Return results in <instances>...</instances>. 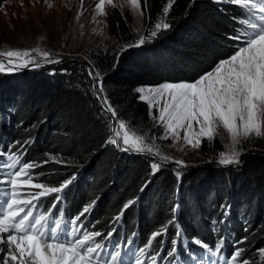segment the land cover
I'll return each mask as SVG.
<instances>
[{
  "label": "trees",
  "instance_id": "trees-1",
  "mask_svg": "<svg viewBox=\"0 0 264 264\" xmlns=\"http://www.w3.org/2000/svg\"><path fill=\"white\" fill-rule=\"evenodd\" d=\"M7 1L0 0V9ZM166 4L167 0L147 3L144 23L148 31ZM241 15L240 8L228 0H176L167 18L172 28L150 43L123 51L117 62L121 47L134 43L138 36L131 14L112 9L108 31L114 37L113 46L91 58L93 67L103 76L105 92L119 118L130 122L136 130L151 128L150 136L161 137L162 128L153 126L147 103L140 101L134 90L165 82H191L212 70L219 60L234 52V42L228 36L238 28L232 17ZM91 64L63 59L58 64L27 69L13 81H6L0 97V149L8 151L15 141L23 144L31 139L33 143L27 147L24 161L39 162L46 159L45 153H50L66 162L84 163L82 167L48 163L35 171L45 173L39 177L41 181L54 184L79 175L80 179L68 187L69 199L63 193L65 216L74 217L80 202L96 197V212L93 214L92 209L90 215L82 218L84 223L94 224L92 230L105 235L114 228L113 239L131 237L139 249L146 245L153 231L170 219L179 184L170 170L152 175L148 157L104 146L110 133L107 118L100 115V105L89 90L92 81L86 69ZM53 71L56 75H50ZM19 147L14 146L11 151L17 152ZM243 161L228 175L214 164H206L191 172L181 187L178 227L189 241L186 247L198 258L203 250L191 243L193 237L210 246L222 238V252L227 257L234 242L246 236L247 242L239 247L245 248L244 255L255 263L257 249L264 248V153L247 154ZM128 200L135 203L113 224L112 218ZM51 201L52 197L48 198L45 207ZM217 223L222 236L213 229ZM176 230L170 227V239L163 238L158 246L154 242L152 250L171 264L174 258L166 253ZM184 247L177 245V259L191 264Z\"/></svg>",
  "mask_w": 264,
  "mask_h": 264
},
{
  "label": "snow or ice",
  "instance_id": "snow-or-ice-1",
  "mask_svg": "<svg viewBox=\"0 0 264 264\" xmlns=\"http://www.w3.org/2000/svg\"><path fill=\"white\" fill-rule=\"evenodd\" d=\"M175 2L167 0L162 15L147 35L140 34L134 43L121 47L116 55L117 62L123 51L150 43L172 28L167 18ZM191 2L195 3V0ZM213 2L224 3L225 0ZM228 2L239 7L242 13L240 17H232L238 28L228 36L235 48L229 57L219 60L212 70L194 81L165 82L156 86H141L134 91L139 94L140 101L147 103L149 116L156 122L154 127L163 129L160 139H172L174 143L183 139L185 145L193 149H199L202 143L212 144L219 140L225 150L218 152L217 165L238 167L244 163L241 157L245 154L246 144L253 138H264V0ZM125 4L133 12L141 15L146 12L147 0H120L119 3L116 0H96L94 10L97 16H106L109 15L106 5L122 10ZM81 15L82 12L78 11L76 19ZM0 57L6 58L0 59V73L61 63L55 54L38 47L0 51ZM86 71L92 81L89 90L101 108L100 115L107 118L110 135L104 146L111 145L121 152L150 158L152 175L168 163H175L180 168L189 167L185 161L164 154L156 143V137L138 133L130 122L119 118L117 109L105 92L101 72L94 67ZM50 75H56L55 71ZM225 133L230 139L229 144H223ZM32 143L31 139L23 144L15 141L9 145L7 152L0 149V264H125L124 255L133 241L113 244L114 228L105 235L99 230H92L94 224L85 226L82 218L91 214L95 200L74 217L65 219L64 212L57 205L63 202V193L76 180V175L58 184L41 181L39 177L45 173L35 169L48 163L68 164L50 153H45L46 159L39 162L24 161L23 156ZM16 145L20 147L17 152H12V147ZM176 175L180 178L182 173L177 171ZM49 197L52 201L45 208ZM134 203L135 200H128L112 218V223L119 222ZM170 227L177 230L167 257L177 258V245L183 244L191 264H251L250 258L244 255L246 249L239 247L247 242L246 236L234 242L233 251L227 257L222 252L225 243L222 238L210 246L193 237L191 243L203 250L198 258L186 247L189 241L184 238L175 218L150 234L146 245L134 252L131 264H159L164 257L159 252L150 256L148 253L153 250L154 242L157 246L163 242ZM257 254L256 264H264V248L257 249Z\"/></svg>",
  "mask_w": 264,
  "mask_h": 264
},
{
  "label": "rangeland",
  "instance_id": "rangeland-1",
  "mask_svg": "<svg viewBox=\"0 0 264 264\" xmlns=\"http://www.w3.org/2000/svg\"><path fill=\"white\" fill-rule=\"evenodd\" d=\"M149 1L151 0H147V3ZM116 2L119 3L120 0H116ZM95 3L96 0H83V6L81 7V0H8L0 9V51H7L10 49H32L38 47L41 50L52 52L59 60H81L93 64L94 61L91 57H93L94 54L108 52V49L113 46L114 38L108 31V15L97 16L94 10ZM49 4L52 6L48 7ZM112 9L111 6L106 5V11L108 13ZM78 11L82 12V15L79 19H76ZM121 11L131 14L137 36L140 34L147 35L148 29L145 27L144 15H141L139 12H133L126 4ZM0 59L6 58L0 57ZM92 64L91 66L93 67L94 64ZM27 69L34 68L30 67ZM20 72L22 71L0 73V97L3 94L6 81H13L21 74ZM162 104L163 102H161V106ZM151 122L153 126L156 123L152 118ZM150 129L151 128L142 127L139 128L137 132L140 134H148L150 133ZM183 135L184 133L181 132V137H183ZM148 136L150 138L153 137L149 134ZM156 138V143L160 145L164 154L174 157L175 159L183 160L189 165L187 168H180L175 163H168L163 165L161 170L157 172L160 173L170 170L179 184L176 190L177 198L174 202L175 208L169 219L175 218L178 225L181 213V187L186 184V180L191 172L206 164H214L217 168L222 169L225 175H228L231 170L238 169L240 166L223 167L217 165L216 157L218 152L225 150L219 140L214 141L212 144L202 143L199 149H193L185 145L183 139L178 143H174L172 139L162 140L160 137ZM229 143L230 139L225 133L223 144ZM255 152L264 153V138H253L250 143H247L245 154L241 159L243 160L245 155ZM124 153L132 156H143L128 152ZM67 164L80 167L84 166V163L72 161H68ZM177 171L182 173L180 178H177ZM78 179H80L79 175L76 176L74 182ZM203 184H206V182L203 181ZM64 196L69 199V188L64 191ZM94 200L96 201L95 205H98L99 199L96 197H93L92 200L88 202H86L87 199L80 202V208L76 210V213H79L84 206L90 204ZM228 208L229 206H227V209ZM227 209L226 212H228ZM95 212L96 208L94 207L93 214ZM213 229L217 230V235H223L222 228H219L218 223L217 228ZM163 238L170 239L169 231L168 235ZM232 238L231 236L230 240ZM251 264L256 263L251 262Z\"/></svg>",
  "mask_w": 264,
  "mask_h": 264
},
{
  "label": "water",
  "instance_id": "water-1",
  "mask_svg": "<svg viewBox=\"0 0 264 264\" xmlns=\"http://www.w3.org/2000/svg\"><path fill=\"white\" fill-rule=\"evenodd\" d=\"M25 70H27V69H23V70H21V71H25ZM83 169H84V167L81 169V171H83Z\"/></svg>",
  "mask_w": 264,
  "mask_h": 264
}]
</instances>
